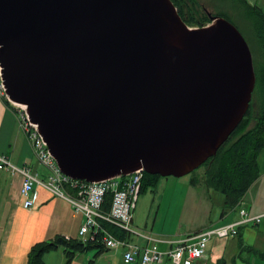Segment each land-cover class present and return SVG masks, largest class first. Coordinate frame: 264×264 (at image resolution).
<instances>
[{"label": "water", "instance_id": "95a60500", "mask_svg": "<svg viewBox=\"0 0 264 264\" xmlns=\"http://www.w3.org/2000/svg\"><path fill=\"white\" fill-rule=\"evenodd\" d=\"M190 26L173 0H0L6 92L62 170L182 176L217 154L256 86L230 19Z\"/></svg>", "mask_w": 264, "mask_h": 264}, {"label": "crops", "instance_id": "0c3cea01", "mask_svg": "<svg viewBox=\"0 0 264 264\" xmlns=\"http://www.w3.org/2000/svg\"><path fill=\"white\" fill-rule=\"evenodd\" d=\"M248 1L264 8V0ZM0 153L7 154L17 165L29 164L38 171L42 169L31 143L19 125L14 107L2 95L0 96ZM258 163L260 169L258 177L249 185L236 206H226L225 194L207 186L203 177L193 181V176L192 188L197 185L199 187L201 182V201L198 195H193V201L190 203L195 210L201 207V221L196 223L189 221L186 228L173 235H158L147 229L142 230V234L137 235L134 241L140 244L156 242L164 249L171 246L169 239L182 238L208 226L236 220L241 206L246 207L248 215L264 213V148L259 152ZM22 181L21 173H12L7 169L0 170V264H27L29 249L38 240L55 237L57 234L67 237L79 236L83 217L81 214H74L69 201L40 187L35 205L30 208L25 207L20 193ZM185 206L189 210L190 205L187 202ZM145 235H151L156 240L148 239ZM107 249L101 250V253ZM79 253L68 264H85ZM122 254L123 249L112 252V261L108 264L123 261ZM220 258H226L228 264H264V218L259 222L240 225L238 231L229 236L211 238L205 255L196 259L193 264H211ZM45 264H67L64 248L61 246L45 253ZM89 264H92V261ZM159 264H170V262Z\"/></svg>", "mask_w": 264, "mask_h": 264}, {"label": "built area", "instance_id": "2783aa9c", "mask_svg": "<svg viewBox=\"0 0 264 264\" xmlns=\"http://www.w3.org/2000/svg\"><path fill=\"white\" fill-rule=\"evenodd\" d=\"M1 70L0 62V96L10 100L21 129L38 160L47 170L40 172L29 164L17 165L5 153H0V170L7 169L12 173L22 174L20 193L25 207L35 205L40 187L69 201L74 214H81L83 217L78 236L82 240L91 239L108 249H123V261L128 264H159L165 261L170 264H193L196 259L205 255L212 237L229 236L236 233L240 225L259 222L264 218V213L248 215L246 207L241 206L236 220L208 226L182 238L169 239L171 246L168 248H160L156 242L140 244L132 240L133 233L142 234L133 225V221L146 171L137 168L126 174L98 180L75 178L65 173L49 149L38 124L30 119L27 106L9 98ZM107 221L122 227L126 231L125 237L109 230L104 224ZM145 237L156 240L151 235Z\"/></svg>", "mask_w": 264, "mask_h": 264}, {"label": "trees", "instance_id": "16d2710c", "mask_svg": "<svg viewBox=\"0 0 264 264\" xmlns=\"http://www.w3.org/2000/svg\"><path fill=\"white\" fill-rule=\"evenodd\" d=\"M173 1L187 23L193 22L199 26L205 25L211 20L209 13L199 10V0ZM233 1L242 8L243 15L251 25L253 36L258 45V56H256L257 51L254 52L252 48L251 50L256 70L255 89L258 87L260 90V101L258 109H255L251 100L246 114L228 139L221 145L217 154L204 162V164H208L203 175L204 182L207 186L225 194V202L228 207L239 204L249 185L258 177L260 173L258 155L264 148V8L248 0ZM203 8L206 10L204 5ZM218 14L229 17L225 12ZM7 102L10 103V100L7 99ZM251 121L252 125H250ZM160 176L158 173L153 174L146 171L142 190L145 184H157ZM197 179V176L193 177V181H197ZM104 224L118 236L125 237L126 231L122 227L110 221ZM61 246L67 256V264L78 252L91 247L99 248L98 252L107 248L102 243H97L91 239L84 241L79 237L57 234L55 237L33 243L28 252L27 264H45V253ZM211 264H228V261L226 258H220Z\"/></svg>", "mask_w": 264, "mask_h": 264}, {"label": "rangeland", "instance_id": "374dc122", "mask_svg": "<svg viewBox=\"0 0 264 264\" xmlns=\"http://www.w3.org/2000/svg\"><path fill=\"white\" fill-rule=\"evenodd\" d=\"M199 4L198 8L200 11H205L207 13L211 12L213 14L225 12L229 15L246 37L252 50L254 52L257 51L256 56H258V45L253 36L252 27L244 17L240 6L233 0H199ZM203 5L206 7V10L203 8ZM224 16L227 17L226 15ZM209 22H211V20H209ZM189 25L198 26L197 23L193 22ZM259 101L260 90L257 87L252 96V103L255 109H258ZM250 125H252V121ZM40 165L42 168L41 171L46 170L42 164ZM207 166L208 164L203 163L198 168L182 176L161 175L158 177L159 180L157 184H145L134 211L133 225L136 229L139 232L147 229L158 235H173L175 232L186 228L189 221H191V223L201 221V207L199 206V210H195L190 203L193 201V195H198L201 201V182L199 187L196 183L197 186L195 188L191 187V182L193 176H197L198 179L203 177ZM219 193L223 192L219 190ZM186 202L190 205L189 210H187L185 206ZM145 224H147V226ZM137 235L139 234L133 233L132 240H134ZM119 250L120 249H107L101 253L97 252V247H91L90 249L80 252L79 257L84 260L85 264H89L90 261H92V264H108L112 261L111 253L118 252ZM114 264H116V262H114ZM117 264L128 263L118 261Z\"/></svg>", "mask_w": 264, "mask_h": 264}]
</instances>
